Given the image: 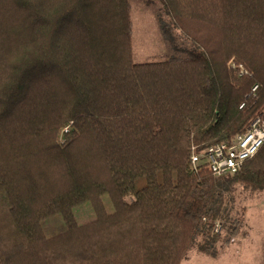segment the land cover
<instances>
[{
    "label": "trees",
    "instance_id": "1",
    "mask_svg": "<svg viewBox=\"0 0 264 264\" xmlns=\"http://www.w3.org/2000/svg\"><path fill=\"white\" fill-rule=\"evenodd\" d=\"M155 1L183 56L133 60L129 0H0V264H180L219 239L224 184L264 190V143L230 177L190 164L264 107V0Z\"/></svg>",
    "mask_w": 264,
    "mask_h": 264
},
{
    "label": "rangeland",
    "instance_id": "2",
    "mask_svg": "<svg viewBox=\"0 0 264 264\" xmlns=\"http://www.w3.org/2000/svg\"><path fill=\"white\" fill-rule=\"evenodd\" d=\"M129 2L133 24L132 51L135 62L163 61L169 57L183 56L186 53L185 51L190 47L180 37L179 32L172 31L169 37H164L162 34V17L158 1L151 0L147 3L146 0H129ZM263 199L264 190H255L245 185L230 182L224 184L220 202L215 206L220 214L217 220L223 224L219 238L224 239L225 237L227 220L236 217L244 222L245 218L252 221L257 217V204H261ZM102 201L105 209L111 212L113 208L108 196H102ZM72 213L77 224H86L95 218L94 211L88 201L76 205ZM41 227L46 237L58 235L66 228L59 214L42 220Z\"/></svg>",
    "mask_w": 264,
    "mask_h": 264
},
{
    "label": "built area",
    "instance_id": "3",
    "mask_svg": "<svg viewBox=\"0 0 264 264\" xmlns=\"http://www.w3.org/2000/svg\"><path fill=\"white\" fill-rule=\"evenodd\" d=\"M228 67L237 71L239 75L246 73L244 66L233 59L228 62ZM256 88L254 86L252 91ZM263 143L264 107L250 120L245 130L236 134L229 142L216 143L203 149L192 146L190 148L191 169L197 172L199 167L203 166L215 178L230 177L239 172L243 163L252 158ZM222 228V222L217 220L212 225V232L219 234Z\"/></svg>",
    "mask_w": 264,
    "mask_h": 264
},
{
    "label": "crops",
    "instance_id": "4",
    "mask_svg": "<svg viewBox=\"0 0 264 264\" xmlns=\"http://www.w3.org/2000/svg\"><path fill=\"white\" fill-rule=\"evenodd\" d=\"M256 209L257 217L252 221L243 218L235 238L217 239L209 253L190 250L180 264H264V199Z\"/></svg>",
    "mask_w": 264,
    "mask_h": 264
}]
</instances>
